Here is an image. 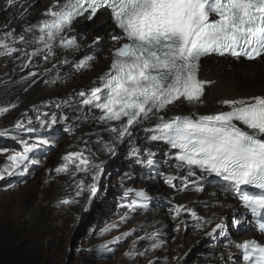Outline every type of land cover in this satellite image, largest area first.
Listing matches in <instances>:
<instances>
[{"label": "snow or ice", "instance_id": "1", "mask_svg": "<svg viewBox=\"0 0 264 264\" xmlns=\"http://www.w3.org/2000/svg\"><path fill=\"white\" fill-rule=\"evenodd\" d=\"M6 3L14 7L17 0H6ZM28 11L29 8L24 7L20 17ZM101 11L108 13L113 27L110 64L92 87L80 91L77 109L93 112L92 118L103 125L102 131L108 134L109 140L105 142L100 138L97 143H103V150L112 153L117 144L126 140L131 143L136 130L140 129L146 140L163 142L174 150L177 169L185 170V175L166 178L165 183L170 187L176 188L175 181L179 180L178 191H186L189 185H193L195 191H201L197 182L202 177L197 176V170L225 182L240 207L249 214L257 234L240 241L229 240L225 246L228 249L226 264H264V95L223 99L219 103L227 110L221 108L209 114L165 116L180 104L201 102L205 85L211 83L199 78L202 58L215 55L264 59V0H51L41 14L42 18L24 28L19 36L14 30L0 35V49L3 50L0 55L20 52L30 61L45 52L54 54L53 49L57 46L70 52L79 51L81 45L75 37L69 36L70 31L79 19L93 20ZM101 39L97 36L93 43ZM16 43L24 45L25 49L31 48V51L13 47ZM47 58L45 56V60ZM90 59L93 58L81 60L77 69L87 67ZM60 63L69 61L65 59ZM15 107V104L0 107V113ZM60 107L56 104V108ZM22 115L26 122L23 118L18 119L12 127L18 131H35L31 127L33 118ZM34 119L43 128L67 121L69 117L52 112L38 114ZM66 131L71 134L74 129ZM9 134L8 129L0 130V135ZM93 134L99 137L98 132ZM20 143L22 151L7 154V149H0V154L6 156V163L0 168V179L22 175L30 163H35L28 153L37 144L25 140ZM138 152L139 149L133 148L130 155ZM154 155L147 151L149 165L154 163ZM61 161L54 170L56 174L70 175L75 197L88 192L90 201L96 192L102 162L96 163L87 147L67 151ZM123 195L130 198L126 205L130 210L146 208L151 199L143 189L126 187ZM78 202L75 198L65 197L57 206ZM170 212L174 220H179L177 230L186 223L180 219L183 214L190 215L198 226L214 223L184 204L174 205ZM124 219L126 216L121 217ZM233 223L240 225L241 221L234 219ZM116 227V224L109 225L100 235ZM218 231L221 236L226 235L223 218L214 223L210 231H205V235L213 236ZM131 234L122 233L120 237H114L113 242ZM157 235L158 232H145L133 241L124 255L130 258L146 256L148 249L134 251L137 242L153 240ZM162 243L157 240L150 249L159 248ZM101 247L112 251L106 246ZM233 248L235 252L231 250ZM148 264H156V258Z\"/></svg>", "mask_w": 264, "mask_h": 264}, {"label": "bare ground", "instance_id": "2", "mask_svg": "<svg viewBox=\"0 0 264 264\" xmlns=\"http://www.w3.org/2000/svg\"><path fill=\"white\" fill-rule=\"evenodd\" d=\"M32 1L34 0H19L14 7H9L6 0H4V3L0 1V4H2L0 5V34L14 30L15 34L19 36L24 27L31 23L32 19L36 18L38 13H41V11L51 3V0H40L38 6L30 9V4H34ZM24 7H28L29 11L23 16V18H21L20 12L23 11ZM8 9L9 11H7ZM3 11L6 15H10V17L3 15ZM17 11L19 15H16ZM102 19L103 17H100L95 20L92 23L93 25L91 24L85 32H83L84 38L82 39L83 43L80 49H83L84 44L91 40V37L94 38L99 36L95 34L96 32H101L108 27L101 23ZM97 25L101 26L98 27ZM8 42L11 43V41ZM12 46L23 51H31V48L25 49L24 45L20 43L13 44ZM110 46V43H106L105 45L97 47L99 48L97 53L98 62L97 65H93V68L89 73L90 78L87 79L85 83L80 81L82 79L81 76L86 74L83 68L71 70L72 68L68 63H60L62 60H68L70 57L77 56V53L75 54L66 50L58 51L57 48H54V54H48L45 52L33 57L29 61L22 56L20 52H16L17 54L14 55L13 60L8 64V68H21L25 73H19L16 78L12 76V84L16 86V88H20L27 86L29 83H33L29 90L26 88L27 92L16 102V105H29L32 102H38L44 98L45 93L43 90H40V87L46 82V78L42 76L45 71L43 68H39V65L34 64V60L40 59V62L42 63H45L48 60H55L56 67L53 68V79L59 82H69V87L66 89L67 91H56L48 97L46 102L53 103L52 108L57 111H63V113L68 115L70 120L75 124L72 126L74 133L69 139L68 145H75L76 147H68V150L87 147L88 149H91L95 162H102L101 167L103 174L102 176L100 175L97 181L96 190H99L100 188L103 189L102 187H105L108 183V176L111 175L110 165L104 166L105 163L119 147L126 149L127 151L124 156H121L117 161L124 172V176L122 177V193L125 187L143 189L151 197L149 202L153 203L156 199H163L167 203L164 204L163 207H157L154 204L153 207L151 206L152 209H149L150 211H137L138 213H136V210L123 208L122 212H126L124 215L122 214V217L126 216V218H134L132 220H135L136 224L141 225L142 223L137 217L142 216L141 218L144 219L143 223L148 226L151 233L158 232L160 228L165 229L171 215L170 209L176 204L187 205L194 209L199 216L211 218L214 223H219L221 218H223L224 232L226 235L221 236L218 231L213 236H207L205 235V231H210L211 227L214 226V223L212 225L203 224L202 226H198L197 222L193 221L190 215L183 214L180 219L184 220L186 223L181 226L178 232H175L173 246L183 245L179 254L189 252L198 241L205 242L206 248L200 249L201 247H196V249H192L195 254L191 255L188 260H185L182 257L179 258L178 254V257L176 256V262L174 261L171 264H185L184 261H187V264H226V252L228 249L225 246L228 244L229 240L240 241L257 235L253 231V225L250 222L248 215H245L244 217H233V215L237 214L238 202L226 192V190L206 185V181L202 180V178L197 182V185L202 189L201 191H195L193 185H189L186 191H178L179 187L172 188L163 186L159 182L154 181L150 176H140L142 172H145L146 174H154L156 176H161L162 174L180 176L185 175L186 172L183 169L178 170L167 156H162L161 148L148 145L147 140L145 139V134L140 129H138V133L133 136L131 143L126 140L124 143L117 144L114 152L109 153L104 151L103 143H97V140L100 138L105 142L109 140L108 134L102 131L103 125L99 124L92 118L93 112H88L87 110L81 112L77 110L79 108L80 91L85 90L99 75H102L103 72L107 70V67L110 64V59H108L110 56ZM0 51L3 50L0 49ZM45 56L48 57L47 60H45ZM200 64L199 78L211 81V83L205 85L201 102L196 105L180 104L176 108L170 110L172 113L180 112V108L182 109V107H186L190 111L195 110L198 114H208L221 110V108L227 110L226 107L219 103V101L223 99H240L254 95H264V59L258 58L253 62H247L242 59L235 60L220 57H207L202 60ZM25 68L31 69L26 71ZM16 92L17 90H15V88L10 91L9 89L6 91H0V97H15L17 94ZM3 103L0 107H3L6 104V102ZM48 103L42 104L47 108ZM56 104H60L61 107L59 109L56 108ZM97 132L99 133V137L93 134ZM79 141H83L82 144H80ZM85 141H87V144H85ZM133 148L139 149V152L135 155L129 156L127 153L131 152ZM147 151H151L155 154L152 157L157 166L154 171L144 168L141 169L135 165L136 156L148 158ZM56 190L57 185L55 186V191ZM87 193L88 192L85 193L82 207L79 210L80 212L88 208L87 199L89 195H86ZM123 199L125 198L122 197L120 200L122 201ZM221 205H223V207H221ZM234 219L241 221V224L238 225V230L235 229V226L233 225ZM165 234L169 235L167 231L164 233H158L155 237L156 240L153 242H151V240L149 243L153 244L159 240L163 242L161 245L167 244V238L163 237ZM200 242L198 244H201ZM231 250L235 252L234 248Z\"/></svg>", "mask_w": 264, "mask_h": 264}, {"label": "rangeland", "instance_id": "3", "mask_svg": "<svg viewBox=\"0 0 264 264\" xmlns=\"http://www.w3.org/2000/svg\"><path fill=\"white\" fill-rule=\"evenodd\" d=\"M32 2L34 4H30V9L38 6L40 0ZM2 14L6 15L4 11ZM16 15H19L18 11ZM6 16L10 17V15ZM13 58L14 54L0 57V91L8 89L10 91L15 88L17 94L15 97H9L10 99L0 97V106L3 102L7 104L17 97L13 103L16 105V102L24 95H21L20 92L22 87L16 88L12 84V76L16 78L19 73H25L21 68H8V64H10ZM54 61L48 60L42 63L40 59L34 60V64L39 65V68H43L45 71L44 77L46 78V82L40 87V90H43L45 93L44 98L29 105H16L15 108L9 109L8 112L0 113V127L10 124L13 120L22 119L20 118L23 117L22 114H28L29 117H32L39 109L36 106L38 103H48L46 102L48 97L58 90L67 91L69 82H59L53 79ZM46 69L50 71H46ZM89 73L90 71L82 75L80 81L85 83L90 78ZM6 106L10 105L7 104ZM23 119L26 122V118ZM73 133L64 134L57 143L44 139L43 141H47V143L41 144L51 146L53 148L52 151L41 160L33 159L35 163L29 164L27 171L22 175H15L18 177V181L15 184L7 182V185L2 188L0 192V240L4 239L3 234H5L15 236L19 240L28 239L36 242L44 250L46 264H148V261L153 259V257L156 258V264H171L174 261L176 262V256L180 253L179 251L183 248V245L173 246L175 232H178L180 229L177 230L179 220H174L172 215H170L165 229L160 228L158 230V233L167 231L169 234L163 235L168 240L167 244L161 245L156 249H150L151 243L149 242L151 240L138 241L134 251L139 252L148 249L146 256L130 258L124 255L125 252L130 250L133 241L137 237L144 236L145 232L151 233V231L143 223L144 219L141 218L142 216L137 217L142 223L141 225L136 224V221L132 220L134 218L121 220L122 214L124 215L126 212H122V210L123 208H127V203L120 200L123 197L121 175L124 172L123 170H118V168H113L124 154L122 147H119L104 165H110L111 169L107 185L102 187L103 189L97 190L90 201L89 198L87 199L89 209L87 208V210H83L82 212L79 211L86 192L80 197H75V188L71 176L64 174L57 175L54 171L56 166L62 163L61 157L66 153L68 147H70L68 142ZM82 142L79 141L80 144ZM72 147L76 146L71 145ZM13 151L18 150L9 149L7 154H11ZM5 163L6 156L0 154V168ZM80 176L77 178H80ZM56 185L57 190L55 191ZM65 197L75 198L79 202L57 206L58 201ZM163 203H165L164 200H157L155 204L158 207H163ZM138 212L136 211V213ZM38 214H41L45 218L48 224L46 225V229L33 227L34 219H37L36 216ZM112 224H116L117 227L104 235H100L105 227ZM133 229H135L134 232L132 231ZM125 232H131L132 234L113 242L114 237H120ZM198 243L192 249H196V247H201L200 249L206 248L205 242ZM101 246H106V248H110L112 251H106ZM192 249L187 253L179 254V258L182 257L188 260L191 255L195 254ZM184 263L187 264V261H184Z\"/></svg>", "mask_w": 264, "mask_h": 264}, {"label": "clouds", "instance_id": "4", "mask_svg": "<svg viewBox=\"0 0 264 264\" xmlns=\"http://www.w3.org/2000/svg\"><path fill=\"white\" fill-rule=\"evenodd\" d=\"M2 34H0V35H2ZM12 54L15 55L17 53L14 52ZM4 56L0 55V57H4ZM25 70L28 71V70H30V68H25ZM42 76L44 77V73L42 74ZM32 85H33V83H29L27 86L22 87L21 91H20L21 95L25 94L27 92L26 88H28V90H29L32 87ZM16 99H17V97L14 98L12 101L8 102L7 104L13 105V103L16 101ZM7 104H5L3 107H9V106H6ZM52 105H53V103L49 102L47 104V108H46L42 104V102L38 103L36 105L37 108H39L38 111L36 112L37 115H38V113L41 114V113L56 112L57 114H60L63 112V111H57L56 109L52 108ZM35 114L32 116L33 124L31 125V127L35 128V131H33V132H28L26 130L18 131L16 129H14L12 126L15 124L16 120H13L10 124H8L6 126L0 127V130L8 129L9 133H10L8 136L0 135V149H7V150L14 149V150L22 151L23 145L20 143V140H25L28 143H36L37 144V147H35L31 152L28 153L29 159L31 161H33V159L41 160V159L45 158L52 151L53 148L51 146L49 147V146L42 145L41 142L44 139H48L54 143H57L59 140H61V138L64 134H62V136L58 139H57V137H49V135L51 133V131H50L51 129H60V127L58 126V123L55 125H52L51 127H43L42 128L40 126L39 122L35 121V119H34ZM27 116H28V114H27ZM20 118H26V117L23 116ZM27 127H28V125L26 124V128ZM75 150H79V149H75ZM75 150H72V151H75ZM67 151H70V150L67 149L66 152ZM30 164H32V163H30ZM14 177H15V183H16L18 181L17 180L18 177L17 176H14ZM15 183H13V184H15ZM87 195H90V193ZM92 196L93 195H91V197Z\"/></svg>", "mask_w": 264, "mask_h": 264}, {"label": "trees", "instance_id": "5", "mask_svg": "<svg viewBox=\"0 0 264 264\" xmlns=\"http://www.w3.org/2000/svg\"><path fill=\"white\" fill-rule=\"evenodd\" d=\"M7 182L15 183V177L5 176L4 179H0V192ZM36 218L33 227L46 229L48 224L45 218L41 214H38ZM3 235L4 239L0 240V264H46L44 250L36 242Z\"/></svg>", "mask_w": 264, "mask_h": 264}]
</instances>
